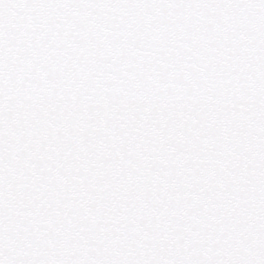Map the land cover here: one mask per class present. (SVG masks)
<instances>
[{"label": "snow or ice", "instance_id": "snow-or-ice-1", "mask_svg": "<svg viewBox=\"0 0 264 264\" xmlns=\"http://www.w3.org/2000/svg\"><path fill=\"white\" fill-rule=\"evenodd\" d=\"M0 264H264V0H0Z\"/></svg>", "mask_w": 264, "mask_h": 264}]
</instances>
